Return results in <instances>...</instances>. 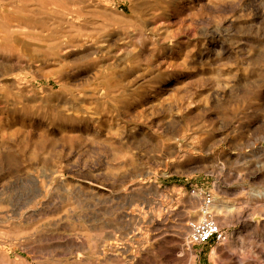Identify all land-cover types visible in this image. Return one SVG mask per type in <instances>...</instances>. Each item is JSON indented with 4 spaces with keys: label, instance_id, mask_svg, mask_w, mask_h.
<instances>
[{
    "label": "rangeland",
    "instance_id": "obj_1",
    "mask_svg": "<svg viewBox=\"0 0 264 264\" xmlns=\"http://www.w3.org/2000/svg\"><path fill=\"white\" fill-rule=\"evenodd\" d=\"M0 264H264V0H0Z\"/></svg>",
    "mask_w": 264,
    "mask_h": 264
},
{
    "label": "built area",
    "instance_id": "obj_2",
    "mask_svg": "<svg viewBox=\"0 0 264 264\" xmlns=\"http://www.w3.org/2000/svg\"><path fill=\"white\" fill-rule=\"evenodd\" d=\"M192 195L199 200L200 217L189 223L186 243L189 247L207 243L221 245L226 240L224 230L216 223L213 216L214 196L209 191L192 190Z\"/></svg>",
    "mask_w": 264,
    "mask_h": 264
},
{
    "label": "bare ground",
    "instance_id": "obj_3",
    "mask_svg": "<svg viewBox=\"0 0 264 264\" xmlns=\"http://www.w3.org/2000/svg\"><path fill=\"white\" fill-rule=\"evenodd\" d=\"M236 209V208H235ZM254 221V220H253Z\"/></svg>",
    "mask_w": 264,
    "mask_h": 264
}]
</instances>
